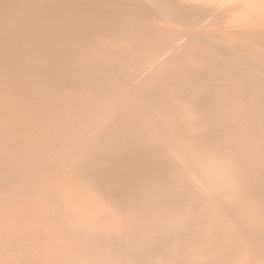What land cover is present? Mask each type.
<instances>
[{"label":"bare ground","instance_id":"6f19581e","mask_svg":"<svg viewBox=\"0 0 264 264\" xmlns=\"http://www.w3.org/2000/svg\"><path fill=\"white\" fill-rule=\"evenodd\" d=\"M0 264H264V0H0Z\"/></svg>","mask_w":264,"mask_h":264}]
</instances>
